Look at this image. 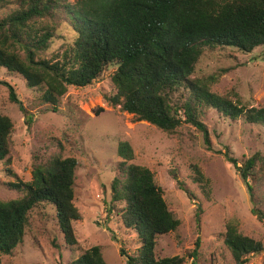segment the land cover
I'll use <instances>...</instances> for the list:
<instances>
[{
  "label": "trees",
  "instance_id": "obj_1",
  "mask_svg": "<svg viewBox=\"0 0 264 264\" xmlns=\"http://www.w3.org/2000/svg\"><path fill=\"white\" fill-rule=\"evenodd\" d=\"M16 10L0 17V70L20 77L26 88L38 94L46 110L58 112L67 90L85 88L114 67L110 76L115 90L104 101L172 134L184 124L202 135L210 147L209 133L201 118L215 111L230 123L241 120L264 131V107H248L238 95H218L211 86L215 76L194 77L205 50L230 48L250 54L264 47V0H18ZM60 28L69 30L47 57ZM68 33V32H67ZM59 38V37H58ZM63 51L59 54L60 51ZM8 102L24 113L28 127L33 122L13 86L0 79ZM235 97V99H234ZM103 109H98L99 115ZM14 124L0 107V164L11 162ZM264 146V145H263ZM117 176L111 183L108 215L115 213L128 231L137 234L140 247L133 253L119 248L125 264H184L186 258L199 264L200 241L183 256L157 257L158 237L175 232L174 219L154 174L133 164L134 151L127 141L117 147ZM225 160L244 182L254 208L251 214L264 219V158L259 152L241 165L225 154ZM75 158L52 155L45 161L33 156L31 180L6 183L19 198L0 201V259L10 256L23 243L31 226L30 215L42 205L54 208L63 245H77L72 223L81 219L75 205ZM191 180L209 199V180L200 167L191 166ZM11 174V170L5 168ZM15 178V177H14ZM177 188L196 198L175 180ZM255 193H261L262 198ZM232 264H248L264 254V244L240 233L228 223L220 235ZM52 245H56L52 242ZM208 264H213L208 261ZM70 264H105L101 249L91 247Z\"/></svg>",
  "mask_w": 264,
  "mask_h": 264
},
{
  "label": "rangeland",
  "instance_id": "obj_2",
  "mask_svg": "<svg viewBox=\"0 0 264 264\" xmlns=\"http://www.w3.org/2000/svg\"><path fill=\"white\" fill-rule=\"evenodd\" d=\"M78 0H67L76 3ZM18 0H0V17L18 7ZM68 32V33H67ZM50 57L60 44L72 37L69 30L58 28ZM63 51L61 50L59 54ZM50 55V56H49ZM114 67H108L99 79L85 88H69L58 104V112L46 110L38 94L26 88L23 80L0 70V79L13 86L17 98L28 114L8 102V92L0 86V107L14 124L11 137V162L0 164V201L19 198L17 192L6 188V183L31 180L33 156L45 161L52 155L72 157L78 162L75 170L74 197L81 219L72 223L77 245L72 250L63 245L54 208L42 205L31 212V226L23 243L12 255L2 256L0 264H70L85 250L98 246L105 264H125L119 255L124 244L127 253L140 247L133 231L124 228L115 213L108 215L111 183L117 176V147L127 141L134 151L133 164L149 169L163 192L174 219L180 221L175 232L156 240L157 257L183 256L200 241L199 264H232L230 254L220 234L228 223L238 231L264 244V219L258 221L244 182L236 170L229 166L225 154L235 158L238 165L259 152L264 158V131L241 120L230 123L215 111L206 110L201 120L206 125L210 147L203 143L202 135L184 124L168 134L146 122L112 107L104 97L115 90L110 76ZM215 76L211 86L214 93L233 97L236 93L248 107H264V47L244 54L224 48L205 50L199 59L194 77ZM107 95V96H105ZM235 99V97H234ZM98 109H103L96 115ZM200 167L209 180V199L191 180V166ZM11 170V174L5 171ZM15 177V178H14ZM181 182L196 198L177 188ZM262 198L261 193H255ZM264 214V204L259 206ZM54 242L57 246H53ZM184 264H192L186 258ZM248 264H264V254L254 256Z\"/></svg>",
  "mask_w": 264,
  "mask_h": 264
}]
</instances>
